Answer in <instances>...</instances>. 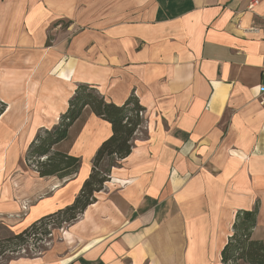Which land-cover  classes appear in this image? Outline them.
<instances>
[{
    "label": "crops",
    "instance_id": "crops-1",
    "mask_svg": "<svg viewBox=\"0 0 264 264\" xmlns=\"http://www.w3.org/2000/svg\"><path fill=\"white\" fill-rule=\"evenodd\" d=\"M263 19L264 0H0L5 231L70 206L110 137L85 107L54 146L80 159L75 175L20 162L79 85L145 109L130 154L61 239L0 264H222L236 213L254 209L250 239L264 244Z\"/></svg>",
    "mask_w": 264,
    "mask_h": 264
},
{
    "label": "trees",
    "instance_id": "trees-1",
    "mask_svg": "<svg viewBox=\"0 0 264 264\" xmlns=\"http://www.w3.org/2000/svg\"><path fill=\"white\" fill-rule=\"evenodd\" d=\"M88 107L99 118L111 126V135L101 143L92 160V169L84 181L81 190L73 203L51 215L40 218L26 229L12 234L1 243L2 253L15 248L16 254L30 237L36 235L50 236L46 230L47 222L56 219L61 224H70L95 201L94 194L102 189L108 181L110 167L115 160L126 158L132 149V138L142 124L144 108L135 96L129 97L123 104L115 105L105 101L95 89L87 85H79L68 102L67 111L60 116L59 124L54 128L41 130L29 144L25 164L33 168L40 177H71L80 168V159L54 150V146L67 137L69 127L78 119L82 110ZM6 105L0 101V116ZM105 159L112 161L109 168L100 170L99 166ZM257 210L238 211L233 224V233L221 252L222 264H264V244L251 240V231L255 226ZM61 227V226H60ZM41 241V239L39 240ZM12 252V251H11ZM1 253V254H2ZM34 253H39L35 248ZM0 254V255H1ZM28 256V255H27Z\"/></svg>",
    "mask_w": 264,
    "mask_h": 264
},
{
    "label": "rangeland",
    "instance_id": "rangeland-1",
    "mask_svg": "<svg viewBox=\"0 0 264 264\" xmlns=\"http://www.w3.org/2000/svg\"><path fill=\"white\" fill-rule=\"evenodd\" d=\"M143 115H144V113H143ZM58 124H59V122H58ZM25 155H26V152L23 154V157H20V162L24 163V165L26 166ZM110 162L112 163V161L105 159L103 162H101L99 169L100 170L108 169ZM68 225H69L68 223L67 224H61V222L56 220V219L49 220L47 222L46 230L51 233L50 236L46 237V236H42V234H38V235H36L35 238L30 237L26 243L21 245L20 249L22 250V253H21V250H19L18 251V252H20L19 254H16V249L13 247L7 249L4 253H2L4 247L2 246L1 243L3 242L4 239L11 236L13 233H9V232L5 231L2 227H0V254L2 253L0 255V262H4L7 259L13 258L16 256H27V255L29 257L35 256V255H33V250L35 248L41 254L43 251H45L51 245L52 242H54V241L56 242V241H59L61 239V237L63 235L62 232L64 230H66ZM40 239H41V241H39ZM239 264H244V263L239 262Z\"/></svg>",
    "mask_w": 264,
    "mask_h": 264
},
{
    "label": "built area",
    "instance_id": "built-area-1",
    "mask_svg": "<svg viewBox=\"0 0 264 264\" xmlns=\"http://www.w3.org/2000/svg\"><path fill=\"white\" fill-rule=\"evenodd\" d=\"M255 3V2H254ZM253 3V4H254ZM252 6V5H251ZM264 20V19H263ZM258 30H260L261 32H262V34H263V37H264V23H263V25H262V27L261 28H258ZM263 73H264V69H263ZM259 101H260V103L262 104V105H264V83L263 84H261L260 86H259ZM144 113V112H143ZM143 113H140V115L141 116H143ZM21 253H22V250H21ZM17 254H19V253H17ZM40 253H34L33 255H39Z\"/></svg>",
    "mask_w": 264,
    "mask_h": 264
}]
</instances>
